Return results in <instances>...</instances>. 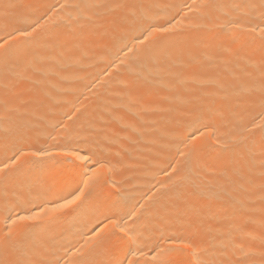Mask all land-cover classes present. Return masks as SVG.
<instances>
[{
	"label": "bare ground",
	"instance_id": "1",
	"mask_svg": "<svg viewBox=\"0 0 264 264\" xmlns=\"http://www.w3.org/2000/svg\"><path fill=\"white\" fill-rule=\"evenodd\" d=\"M65 2L81 5L83 15L79 26L75 22L62 23L54 29V34L65 43L64 48L50 51L28 42L13 50L11 72L6 73L0 64V99L7 98L19 107L13 127L22 133L21 137L8 141L0 135V167L10 162L9 157L18 148L35 145L38 135L43 143L50 131L49 125L56 121L67 126V131L60 130L62 144L82 154L102 153L103 159L116 165L112 181L119 193L109 184L89 206L87 216L80 213L73 220L48 226L46 235L53 238L52 250L61 264L65 261L79 264L89 259V246L85 242L94 236L91 229L97 224L103 227L100 222L105 216L133 209L143 211L135 225L136 237L146 253L135 257L140 264H150L149 249L157 243L166 247L159 239L161 235L179 237L189 230L190 224L198 233L199 248L194 255L181 258L189 264H197L198 259L208 261L213 256L225 264H264V204L260 200L258 172L254 183L245 182L241 190L233 168L246 148L223 147L236 131L231 113L238 114L243 126L250 125L254 117L259 119L261 111L251 103V97L235 94L238 85L251 83L249 73L259 75L252 65L259 61L260 33L257 31L248 39L234 43L231 34L221 27L228 21L233 22V32L239 31L236 24L254 23L264 27L258 19H252L250 10L231 7L242 6L250 0H212V3L229 6L213 9L202 19H194L198 14L186 8L180 11L193 0H142L146 5H160L152 12L160 14L161 23L173 17L174 22L180 21L183 17L185 25L192 19L206 27L188 28L180 38L187 41L186 47L196 58L194 62L188 52H183L178 54L173 67L162 58L159 68L141 64L138 70H142V76L147 79L132 88L130 95L125 94L123 84L133 77L123 67H109L115 59L114 52L108 51L111 43L98 40L94 35L95 25L87 19L95 16L97 9L85 6L102 0H0V6L15 5L7 17L0 7V39L14 27L28 28L38 17L53 15L55 19L61 14L57 11L59 5ZM76 15L74 12L73 17ZM112 19L104 18L105 26L110 25ZM120 55L131 57L132 53ZM33 60L37 62L30 67L29 62ZM218 82L229 85L226 92L217 90ZM73 106L80 112L69 120L65 113L72 115ZM193 120L213 126L215 136L212 140L203 138L196 142L199 145L207 141L199 151L198 163L193 162L191 182L182 190V199L189 202L191 210L182 211L179 217L167 216L165 210L175 201L174 195L156 200L154 193L158 196L156 188L167 181L165 169L171 172L169 163L186 166V156L180 152L186 153L187 149L179 143V138ZM217 137L219 143H214ZM259 138L257 131V142ZM24 159L27 157L21 163ZM59 167L43 164L28 169L26 177L14 179L7 188L0 183V208L5 199L20 205L16 209L18 214H24L23 209L32 206L28 201L40 204L38 178L49 170L55 174ZM193 184L206 195L195 194ZM149 197L154 199L150 201ZM140 204L146 206L144 210L139 209ZM3 226L0 213V228ZM110 229L111 225L105 232ZM34 231L40 232V229ZM114 244L116 254L123 257L128 244L119 241ZM135 247L133 244V250ZM77 248L81 253H76Z\"/></svg>",
	"mask_w": 264,
	"mask_h": 264
},
{
	"label": "snow or ice",
	"instance_id": "2",
	"mask_svg": "<svg viewBox=\"0 0 264 264\" xmlns=\"http://www.w3.org/2000/svg\"><path fill=\"white\" fill-rule=\"evenodd\" d=\"M228 6L212 3V0H198V2L193 0L191 4H184L180 11L186 8L188 12L198 14L194 19H202L207 17L213 9ZM0 7L7 17L9 10L15 5L5 3ZM85 7L97 9L95 16L87 17L88 21L95 25L96 38L111 43L108 51L114 52L115 59L111 60L109 67H123L133 77L130 82L123 84L126 95H130L132 88L139 86L147 79L142 76V70H138L141 64L144 67L159 68L162 58L169 67H173L177 63L178 54L183 52H188L190 59L194 62L196 58L191 56L190 49L186 47L187 41L180 38L184 36L188 28L206 27V25L194 23L192 19L185 25L182 22L183 17L180 21L174 22L173 17L161 23L160 14L152 12L154 7L159 8L160 5H146L142 0H102L100 3ZM231 7H243L250 10L252 19H258L260 24H264V0H258V2L250 0L242 6L231 5ZM57 11L61 14L55 19L53 15L41 16L36 18L28 28L14 27L11 31H6L4 38L0 39V64H3L6 73L11 72L14 67L11 59L13 50L19 49L23 44L35 42L50 51L65 47L61 37L54 34V29L59 28L62 23L75 22L79 26L83 15L82 6L65 2L59 5ZM74 12L77 13L75 17H73ZM187 15L188 13H185V16ZM109 16L113 19L110 25L105 26L104 18ZM221 27L231 34L234 43L241 39H248L257 31L260 33L259 61L252 65L258 70L259 75L256 77L249 73L251 83L238 85L235 92L236 95L244 94L252 98L251 103L261 109L259 119L254 117L250 125L241 126L238 114L231 113L236 131L230 135L223 147L246 148L236 161L233 174L238 178L239 187L243 190L245 182L254 183L255 174L258 172L261 181L260 200L264 204V27L254 23L243 26L236 24L235 27L239 31L233 32L232 21H228ZM122 52L132 53V56L122 57L120 55ZM236 55L239 56L240 53L237 52ZM42 59L44 57H41ZM245 59L248 58L245 57ZM36 62L30 61L29 66L34 67ZM216 86L219 92H226L229 87L224 82H218ZM73 108L72 115L65 113V117L69 120L80 112L79 108L75 106ZM19 111V107L9 99H0V135L5 141L22 136V133L13 127L14 116ZM221 118L223 119V116ZM49 128L50 131L47 132L43 143H40L38 135L35 145L18 148L14 155L9 157L10 162L0 167V183L7 188L14 179L26 177L28 169L47 163H50L53 168L60 166L55 174H51L49 170L38 178L41 203L32 204L28 201L32 206L24 208V214L16 213V209L20 207L19 204H12L5 199L3 207L0 208L4 225L0 228V264H61L60 258L52 250L53 238L46 235L48 226L60 221L73 220L80 213L87 216L89 206L103 194V189L109 184L119 193L118 186L112 181L116 165L103 159L102 153L82 154L80 150L62 144L60 130L67 131V126L61 121L50 124ZM212 128L213 126L203 124L199 120H193L185 127L184 134L179 138V143L187 149L186 153L180 152V155L186 156V166L176 167L169 163L171 172L165 169L167 181L161 182L156 188L158 196L154 193L156 200L167 199L174 195L175 201L165 210L167 216L175 214L179 217L182 211L191 210L189 202L182 199V190L191 182L194 174L193 162L195 160L198 163L199 151L207 143L206 140L199 145L196 142L203 138L212 140L215 136ZM257 131L260 137L258 142L256 141ZM213 142L219 143V138L217 137ZM25 157L27 159L21 163ZM59 157L64 159H58ZM192 187L195 194L202 197L206 195L195 184ZM154 197H149V200H153ZM145 207L144 204L139 205L140 210H144ZM14 213H16L15 216ZM49 213L55 215H49ZM142 215L143 211L138 212L133 209L124 211L123 214L113 213L105 216L104 221L100 222L104 226L100 227L97 224L93 227L91 231L94 236L85 242L89 246V259L79 264H140V260L135 257L146 253L136 237L135 225ZM109 225L111 229L105 232V228ZM37 228L40 232L34 231ZM159 239L165 242L166 247L157 243L149 249L152 253L150 264H189L181 258L194 255L199 248L198 233L191 224L189 230L179 237L161 235ZM114 241L128 244V251L123 257L116 254ZM133 244L136 245L135 250L132 248ZM76 253H81V249L77 248ZM64 264L68 262L65 261ZM197 264H225V262L213 256L208 261L198 259Z\"/></svg>",
	"mask_w": 264,
	"mask_h": 264
}]
</instances>
